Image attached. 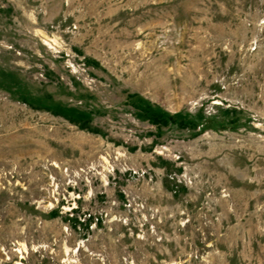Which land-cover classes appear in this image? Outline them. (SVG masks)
Wrapping results in <instances>:
<instances>
[{"label":"rangeland","instance_id":"374dc122","mask_svg":"<svg viewBox=\"0 0 264 264\" xmlns=\"http://www.w3.org/2000/svg\"><path fill=\"white\" fill-rule=\"evenodd\" d=\"M0 264H264V0H0Z\"/></svg>","mask_w":264,"mask_h":264}]
</instances>
